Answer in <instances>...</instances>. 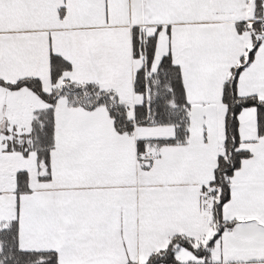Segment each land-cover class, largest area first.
Returning <instances> with one entry per match:
<instances>
[{
    "label": "snow or ice",
    "instance_id": "snow-or-ice-1",
    "mask_svg": "<svg viewBox=\"0 0 264 264\" xmlns=\"http://www.w3.org/2000/svg\"><path fill=\"white\" fill-rule=\"evenodd\" d=\"M0 264H264V0H0Z\"/></svg>",
    "mask_w": 264,
    "mask_h": 264
}]
</instances>
